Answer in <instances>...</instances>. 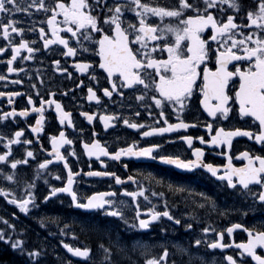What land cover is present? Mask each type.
I'll return each instance as SVG.
<instances>
[{"label":"flooded vegetation","instance_id":"af4514ba","mask_svg":"<svg viewBox=\"0 0 264 264\" xmlns=\"http://www.w3.org/2000/svg\"><path fill=\"white\" fill-rule=\"evenodd\" d=\"M39 2L40 0H35V3ZM43 2L51 9L55 0H43ZM107 2L112 1L107 0ZM142 2L166 8L172 6L170 2L165 3L164 0H142ZM15 3L27 11H13L10 15L0 13V21L7 23L8 19H12L15 21L14 26L22 29L20 34L11 33L9 30V40H5L0 34V47L5 49L3 53H0V75L6 77L0 80V93H5L0 95V117L13 109L17 113L28 110V115L22 117L17 114L0 119V155L10 151L9 162H0V189L7 193V197L0 194V230L23 233L26 238L25 248L40 252L35 260H30L28 256L23 257L22 260L27 264H144L149 256L158 257L166 247L169 252L167 264H227V261L223 259L227 255H232L238 262L244 259L247 264H255L251 257L239 256L240 250L234 246L225 249L207 247L216 239V232H224L223 242L234 245L247 242L248 233L244 231L245 228L252 229L253 234L255 231H264V202H260L250 192L242 190L238 184L236 188H229L226 181L213 177L203 167L186 171L148 158L123 156L120 160H114L111 157L101 156L97 159L85 153L83 144L91 143L95 139L112 153L118 148L129 145L146 147L156 143L161 146L156 149V153L178 155L182 159H194L192 149L201 148L204 152L202 162L217 167L218 175H221L225 171L224 165L229 163V157L234 167H242L246 161L239 156L241 152L248 151L250 154L264 155V146L256 144L254 140L247 137L239 136L232 139L230 146L217 147L206 143L201 144L197 137L209 140L211 135L215 134L216 127H223L225 130L239 127L257 131L258 122H254L250 117L239 118L235 110L229 113L227 119L217 120L208 116L199 102L201 98L199 85L202 81L198 79L193 97L180 114L184 122L195 126L143 137L141 132L147 131L149 127L165 126L163 119L159 116L161 109H158L151 99L156 94L154 89L151 87L144 89L143 86H137L134 91L121 89L120 81L116 79L117 91L113 92L111 97L105 96L103 89L108 88L111 91V84L106 78L107 73L98 67L99 56L95 54L96 46L90 42H84L89 50L83 51L76 39H69V46L77 48L75 56H65L63 53L66 49L60 44H51L45 48L44 39L52 38L46 22L52 14L51 11L45 12L43 9L30 7L34 0H15ZM221 8L224 10L223 13L220 11ZM209 11L217 20L223 21L228 15H233L234 22L238 25L248 23L246 11L242 5L239 6L238 11L221 5ZM194 14V12L185 13V15ZM57 19L62 20V17L58 16ZM123 19L138 23L135 14L130 11L125 12ZM149 22L160 23L159 18L156 17H149ZM163 23L176 25L179 21L176 18H165ZM41 28L45 30L43 39L40 37ZM104 30L109 31L107 25L104 26ZM250 30L254 29L241 27L239 31L247 34ZM261 34L264 35V33ZM60 35L68 38L71 34L62 31ZM92 35L94 39H99V34ZM210 35V28L205 29L202 38L207 39ZM21 38L28 41V46L36 51L28 53L26 49H21L12 65L20 70L9 73L7 60L12 56L11 44L18 45ZM237 38H239L238 35ZM154 43L150 42V46ZM209 45L212 54L207 63L209 68L214 69V53L217 44L210 41ZM155 55L156 58H162L160 53ZM166 55L164 53L163 58H166ZM26 56L32 58L23 59ZM53 61H59V67ZM79 61L90 62L93 67L88 72L81 73L75 67L76 62ZM92 76L96 78L92 79ZM236 86H238V80H236ZM88 87L93 88L99 102L87 98ZM229 89L231 94L232 83L229 84ZM121 92L123 95H120ZM7 93H18V95L8 96ZM141 94L145 97L143 101L136 99V96ZM29 97L33 101L31 105L28 104ZM41 99L46 103L42 106V112L37 113L33 109L41 107ZM9 100L12 103H9ZM49 100L60 103L62 110L69 113L68 119L72 122L71 126L68 125V119L63 124L60 123L55 105H49L47 103ZM233 107L235 109L238 106ZM163 111L169 123L178 122L171 106L165 104ZM81 113L94 114L93 120L89 122ZM101 115L114 117L109 121L107 128L100 120ZM37 119H41L42 130L39 133H33L31 127L35 126ZM124 119L130 123L142 124L144 127L129 128L124 124ZM208 123L213 124L211 133L205 126ZM21 129L23 133L19 138L20 143H13L6 148L8 140ZM61 131L73 142L71 145H61L60 152L66 157L69 168L79 173L74 178V190L78 198L83 202L86 197L94 193H115L114 196L104 198L111 199L114 206L121 209L128 221L127 224L117 217L104 215L102 210H84L74 207L71 197L66 193H58L49 200H44V196L48 195L51 187H62L67 179L64 162L55 159L51 139L53 136L58 137ZM182 136L193 137L191 147L180 139ZM24 140H29L31 143L24 144ZM27 151H32L33 157H27ZM72 152L75 155H72ZM13 159H26L27 163L19 164L16 169H11L10 162ZM45 159L51 160L52 163L41 170L38 165ZM89 171L115 173L123 183L116 184L113 176L85 175ZM10 173L15 174L14 181L4 178V174ZM57 176L60 179H56ZM129 176L133 177V180H128ZM29 184H34L31 191L35 197V207H30L29 213L25 214L8 201L13 197L22 199L27 196ZM138 186H143L144 195L148 199L138 196L133 202L132 198L125 193L138 191ZM137 205L141 218H147L149 209L162 212L167 207L174 219L161 217L153 221L146 230L130 228L129 225L135 222ZM175 219H179L181 223L175 224ZM188 223L192 225L191 229L186 228ZM234 223H239L243 227L234 229L229 237L224 230ZM204 227L210 229L207 234L202 231ZM196 239L202 241L198 246L195 245ZM65 243L72 247H88L89 257L84 259L73 256L63 247ZM100 244L110 249L111 256L108 260H105V253L99 247ZM179 248L188 251L181 253L178 251ZM259 253H264V249H258Z\"/></svg>","mask_w":264,"mask_h":264},{"label":"snow or ice","instance_id":"6c2138e0","mask_svg":"<svg viewBox=\"0 0 264 264\" xmlns=\"http://www.w3.org/2000/svg\"><path fill=\"white\" fill-rule=\"evenodd\" d=\"M204 7L200 8L189 0H178V7L166 8L160 6H152L149 3H144L142 0H127L126 3H121L120 0H112L111 3L107 0H55L54 6L49 9L40 0L39 3H34L31 6L37 9H43L45 12L51 11V15L47 18L48 30L52 34L51 39H44V47L48 48L51 44L63 45L66 51L65 56L77 55V48L69 46V39H76L77 44L83 51H88V47L84 42L94 44L95 54L99 56V69L107 73V80L111 84V91L108 88L103 89L105 96L111 97L112 93L117 91L116 79L120 81L119 88L135 90L137 86H143L144 89L150 87L154 89V94L151 99L158 109L160 118L163 119L165 126L149 127L147 131H142L143 137H149L157 134L170 133L179 129H187L190 126L180 118V114L185 110L188 101L193 97L197 87L198 79L202 82L199 85L201 93L200 105L203 106L205 112L210 117L217 120L227 119L229 113L233 110L237 111L239 118L244 119L250 117L254 122H258V130H245L235 128L225 130L223 127H216L215 134L211 135L209 140H204L203 137H197L201 144L230 146L234 137H247L254 140L256 144L264 146V0H259L258 8L255 14L252 11L247 13V21L245 24H237L234 22L233 15H228L226 20H217L213 13L208 9L216 8L217 3L223 5L228 4L233 10L239 9L238 0H202ZM186 10H191L194 15H185ZM13 11H27L21 9L15 3V0H0V13L11 14ZM126 11L135 14L138 23H132L123 19ZM223 13V8L220 9ZM95 13V14H94ZM110 13V14H109ZM62 17L58 20L57 17ZM102 16V23H101ZM149 17L159 18L160 23L149 22ZM165 18H176L179 24L163 23ZM15 21L8 19L7 23L0 21V34L5 40H9L11 33H22V29L14 26ZM107 25L109 31L105 32L104 26ZM62 26V27H61ZM241 27H247L250 30L247 34L239 31ZM211 30V35L207 39L202 38L205 29ZM31 31V29H29ZM40 37L43 39L45 30L41 28ZM71 34L65 38L60 35L61 32ZM93 33L99 34V39H94ZM237 35L239 38H237ZM171 37V39H169ZM217 44L215 50V67H208V61L211 58V48L209 42ZM150 42H155L151 44ZM11 43V42H10ZM21 49H26L28 53H33L36 49L28 46V41L21 38L18 45L11 44L12 56L7 60V71L9 73L19 71L14 68L13 61L20 54ZM5 49L0 47V53ZM156 53H160L162 58H156ZM166 53V58L163 54ZM31 56L23 57V59H31ZM233 62H236L233 64ZM59 67V61H53ZM231 66V68H230ZM75 67L81 72H88L93 67L90 62H76ZM66 71V69H61ZM202 70V71H201ZM69 75H71L69 73ZM95 79V76L91 77ZM235 78V79H234ZM6 79L0 75V80ZM238 80V86H236ZM150 81V83H149ZM18 83V81H14ZM233 84V90L229 89V84ZM88 99L97 100L92 87H88ZM5 95V93H0ZM8 96H15L18 93H7ZM51 95V93L49 94ZM120 95H123L121 92ZM144 95L136 96L137 100L143 101ZM215 101V103H213ZM9 103H12L9 100ZM32 98H28V104H32ZM41 107L33 109L35 112H42V106L46 103L43 99L40 101ZM49 105L54 104L57 113L59 114L60 123L63 124L69 117V113L62 110L61 104L55 100L47 101ZM165 104L172 107V111L177 116V123H169L165 118L163 107ZM238 106L234 109L233 106ZM27 116L28 110H21L19 113L13 109L11 112L4 113L0 119L9 116ZM89 122L93 120V115L81 113ZM139 115V113H136ZM151 115V112H149ZM114 119L110 115H101L100 120L104 123L105 128L109 126V121ZM124 124L129 128H143L144 125L130 123L124 119ZM68 125L72 122L68 119ZM209 132L213 131V124L205 125ZM42 130L41 119L36 120L35 126L31 127L33 133H39ZM23 129L14 133V137L8 140L6 148L13 143H20L19 138L22 136ZM95 135V133H93ZM54 156L57 161L64 162V168L67 170V179L62 187H51L48 195L44 196V200H49L50 197L56 196L58 193H66L71 197V203L74 207L84 210H102L106 216L117 217L124 221L123 212L120 208L114 206L111 199H105V196H114L115 193H94L86 197L83 202L78 198L77 192L74 190V178L79 175L69 168L66 157L61 154V145H71L73 142L67 139L65 133L61 131L58 137L52 138ZM190 147L193 142V137L182 136ZM24 144H30L31 141L24 140ZM135 144V142H134ZM85 153L89 156H95L100 159L101 156L111 157L114 160H120L121 157H136L148 158L153 161L158 160L160 163L174 166L176 169L191 171L192 169L203 167L213 177L221 181H226L229 188H236L237 184L246 192H250L260 202H264V155L250 154L248 151L239 154L246 163L242 167H234L229 157V163L224 165L225 171L218 175V168L210 163H203L202 157L204 152L201 148H193L192 156L194 159H182L178 155H162L156 153V149L161 146L156 143L149 144L146 147H135L129 145L124 148H118L115 152L110 153L106 147H102L100 141L93 139L91 143L83 144ZM75 155L74 152L71 153ZM10 151L0 155V162H9ZM27 157H33L32 151L26 152ZM26 164L27 160L13 159L10 162L11 169H16L19 164ZM52 163L51 160L45 159L38 165V168L43 170ZM103 163V161H101ZM127 167V165H125ZM87 176H113L116 184L123 183L119 176L115 173L107 171H89L85 173ZM4 178L8 181H14L15 174H4ZM60 179L59 176L55 177ZM235 178V180H234ZM128 180H133L129 176ZM34 184L27 185L29 189L27 196L22 199L13 197L8 202L16 205L22 213H29L30 207H35V197L31 189ZM171 187V185H170ZM257 188V191H253ZM182 191L183 189H177ZM145 189L143 186H138V191L126 192L125 194L136 201L138 196H144ZM0 194L7 197V193L0 189ZM156 195V193H153ZM108 206V207H106ZM203 206V205H201ZM147 218H141L139 206L136 208L135 222L129 225L130 228L146 230L149 229L153 221L161 217H167L173 220L174 217L169 213L167 207L164 211L149 209ZM175 224L179 225V219L174 220ZM7 223V221H5ZM243 225L234 223L224 231L231 237L234 229L242 228ZM186 228L191 229L190 223L186 224ZM202 231L207 234L210 229L204 227ZM212 231H215L212 229ZM248 233L247 242L239 244L224 243V232H216V239L207 245L210 249H225L235 247L240 250L238 253L242 258L245 256L251 257L255 264H264V253L258 254V249H264V231H255L245 228ZM0 241L10 244L13 250L19 251L21 254H27L30 260H35L40 252L37 250H27L24 247L22 239H12L11 234H8L7 239L5 233L0 230ZM200 239L195 240V245L201 244ZM63 243V242H62ZM75 257L87 259L90 254L88 247H72L69 244H63ZM105 253V260L111 256L109 248L103 244L99 245ZM179 252H187V249L179 248ZM169 255L168 248H164L163 252L157 256H149L144 264H167ZM227 264H247V261L241 259L239 262L232 256L227 255L223 258Z\"/></svg>","mask_w":264,"mask_h":264},{"label":"trees","instance_id":"16d2710c","mask_svg":"<svg viewBox=\"0 0 264 264\" xmlns=\"http://www.w3.org/2000/svg\"><path fill=\"white\" fill-rule=\"evenodd\" d=\"M243 3H249L252 5L253 2H257L254 0H241ZM255 4V3H254ZM255 14V13H254ZM5 233V238L7 239L8 234H11L12 239H16V237L20 236L18 231L13 233L8 232V230H3ZM27 254H21L17 250H13L10 244H6L3 241H0V264H19L17 260H21L23 257H26ZM6 258V259H5Z\"/></svg>","mask_w":264,"mask_h":264},{"label":"rangeland","instance_id":"374dc122","mask_svg":"<svg viewBox=\"0 0 264 264\" xmlns=\"http://www.w3.org/2000/svg\"><path fill=\"white\" fill-rule=\"evenodd\" d=\"M111 1H112V0H111ZM120 1H122V2H124V3L127 2V0H120ZM172 1H173V0H164L165 3H167V2H172ZM189 2H190V3H194L195 5H197V6L200 7V8H202V7H201V4H202V6L204 7V4H203L202 0H189ZM217 5H221V4H219V2H218ZM221 6H226L227 8L229 7L228 4H223V5H221ZM176 7H178V0H177V6H176ZM189 11H191V10H186V12H189ZM186 12H185V13H186Z\"/></svg>","mask_w":264,"mask_h":264},{"label":"bare ground","instance_id":"6f19581e","mask_svg":"<svg viewBox=\"0 0 264 264\" xmlns=\"http://www.w3.org/2000/svg\"><path fill=\"white\" fill-rule=\"evenodd\" d=\"M6 259V258H5ZM17 262H19V264H27L26 262H24L23 260H17Z\"/></svg>","mask_w":264,"mask_h":264}]
</instances>
